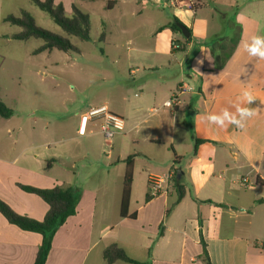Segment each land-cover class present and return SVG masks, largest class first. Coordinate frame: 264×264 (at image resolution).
Listing matches in <instances>:
<instances>
[{
  "label": "crops",
  "instance_id": "1",
  "mask_svg": "<svg viewBox=\"0 0 264 264\" xmlns=\"http://www.w3.org/2000/svg\"><path fill=\"white\" fill-rule=\"evenodd\" d=\"M109 1L118 4L117 0ZM155 1L158 4L161 0ZM167 1L193 16L188 22L182 19L190 30V40L166 28L171 24L168 23L157 32L155 43L133 51L139 52L144 62H159L172 72L151 83L150 73L154 72L144 74L139 67L131 69L125 85H119L117 104L108 98L102 105L125 120V131L118 135L129 143L128 150L133 153L87 155L97 169L83 175L75 171V165L69 167L68 156L47 155L46 143L33 144L29 138H13L10 120L0 122V199L21 215L43 220L48 205L40 197L20 189V184L38 188L71 187L81 194L76 214L54 236L46 264H107L104 250L114 243L141 264H205L200 258L201 239L207 244L212 264H264V243L255 239L253 231L254 223L263 226L264 219H255V211L247 213L246 205L259 206L264 204V198L257 188L249 190L241 184L244 180L248 186L264 187V60L250 56L243 47L252 36H261L264 23L237 8L233 24L225 29L230 32L212 30L209 14L203 11L211 10L213 17V11L221 10L226 18L237 5L236 0ZM255 1L264 5V0ZM27 3L31 1L0 0L1 46L13 45L16 40L9 36L21 30L4 22V18L28 10ZM55 4H63L66 15L71 16L76 0H55ZM5 27L8 28L4 30ZM175 41L182 46L181 50H174ZM217 41L222 48L213 54L210 47ZM231 50L230 57L217 66L216 61H221ZM143 66L151 71L158 68ZM249 87L256 96L251 107L256 108L257 114L247 121L245 128L229 125L221 129L206 121L208 114H218L225 108L234 112L237 96ZM135 90L140 95L135 93L133 96L138 99L132 101L130 92ZM187 93L198 94L200 98L195 105L193 99L189 104L182 99ZM176 94L178 106L164 107ZM151 96L158 98L156 114L150 112ZM183 107L187 109L182 111ZM145 111L149 113L147 116ZM101 124L100 119L91 121L92 135L100 134ZM89 125L87 122L86 128ZM196 139L206 143L199 145L194 154ZM181 144H187L188 149L180 151ZM168 146H172L173 156H167ZM39 148L44 151L37 152ZM130 156H135L131 198L139 188H143L146 196H153L150 176L175 174L180 161L175 164L174 159L190 157L180 180L176 178L178 184L175 175L165 184L166 193L149 201L145 196V202L138 206L130 201L129 216L136 214V219L121 218L119 211L118 219L110 221L108 204L100 203L106 201V193L114 192L115 199L120 194L121 210L124 161ZM48 158L52 162L49 167ZM60 161L63 173L56 176L51 169ZM180 187L185 191L182 199H179ZM174 193L177 196L172 200ZM168 209L170 213L166 215ZM41 242L40 234L19 229L0 213V264H34Z\"/></svg>",
  "mask_w": 264,
  "mask_h": 264
},
{
  "label": "rangeland",
  "instance_id": "2",
  "mask_svg": "<svg viewBox=\"0 0 264 264\" xmlns=\"http://www.w3.org/2000/svg\"><path fill=\"white\" fill-rule=\"evenodd\" d=\"M108 1L76 0V5L91 17V40L85 42L68 36L47 13L32 3L25 4L39 26L69 38L80 48V54L53 50L51 53L34 55V50L43 44V40L36 38L26 42L14 41L13 45H0V96L13 110V116L9 119L11 124L9 126L13 128L12 137L29 138L33 144L46 143L45 151L43 148L36 151H44L47 155L56 153L68 156L69 167L75 165V171L83 175L91 174L97 169L94 168L95 164L90 158L86 157L87 155L133 152L128 150L129 143L118 134L112 141H107L101 132L92 135V120L81 134L82 114L104 105L108 98L110 102L117 104L119 85H125V80L130 78L131 69L136 70L139 67L144 74L154 72L150 73L151 83L164 76L166 78L172 71L162 67L163 64L159 62H144L141 54L133 49L155 43L157 32L163 25L175 23L177 19L186 26L182 19L188 22L193 18L187 11H180L171 6V1L167 0L158 1V4L155 0H117L118 4L114 5L112 11L107 9ZM236 2L238 6L230 9L226 18L222 17L221 10L213 11V17L211 10L203 11L205 12L203 14H209L212 30L219 28L222 32L226 31L225 29L233 24L237 8L245 14L258 17L264 23V5L255 0H236ZM103 24H105L106 38L104 42H99ZM6 28L8 27L4 30ZM261 36H264L263 30ZM144 63L156 65L155 67L158 68L151 71L148 66H143L148 65ZM135 93L140 95L138 90L130 92L132 101L138 99L133 96ZM199 98L198 94L187 93L182 99L187 104L193 99L192 105H195ZM157 102L158 98L151 96L150 105L153 109H159ZM186 109L183 107L181 110ZM148 114L145 111V116ZM1 120L4 122L0 117V122ZM179 149L186 151L188 145L181 144ZM165 152L167 156H173L172 146H168L167 149L165 147ZM189 157H180L178 170L186 169ZM50 163L52 162L48 158L46 165L49 167ZM61 163L58 162L51 169L56 176H61L63 173ZM254 188H257L260 197L264 198V187L249 185V190ZM146 194L143 188H139L134 191L131 203L134 206L143 204ZM173 195L172 200L177 196L176 193ZM119 196L120 194H117L115 199L114 192H108L106 201L100 203L108 204L107 214L110 221L118 219ZM246 205L247 213L252 214L255 211V219H264V204ZM254 224V237L262 244L264 225H259L257 221Z\"/></svg>",
  "mask_w": 264,
  "mask_h": 264
},
{
  "label": "trees",
  "instance_id": "3",
  "mask_svg": "<svg viewBox=\"0 0 264 264\" xmlns=\"http://www.w3.org/2000/svg\"><path fill=\"white\" fill-rule=\"evenodd\" d=\"M31 3L39 8L41 11L47 13L50 18L57 24L68 36L76 37L81 41L91 40L92 22L88 13L82 11L77 5H72V15L67 16L63 4H55V0H30ZM95 1V0H92ZM116 1H109L107 9L111 10ZM4 22L10 25L17 26L20 32L9 36L16 41H28L32 38L43 40V45L34 50L33 54L37 55L43 52H52L58 50L63 53L80 54L81 50L78 46L74 45L67 37L60 36L47 30L37 24L36 19L28 10H21L18 16L8 15L4 18ZM177 24H182L179 20L175 23L169 24L166 28L171 29L175 33L182 34ZM105 24H103V32L99 37V42H104L106 38ZM185 39V37H184ZM189 41L190 38H186ZM221 41V40H220ZM220 41L211 45L213 54L218 49L222 48ZM174 50H181L182 46L178 42H174ZM232 50L228 55H225L221 61H216L217 66H221L231 55ZM13 116V110L10 109L2 100L0 96V117L3 119H10ZM206 143L204 140L196 139L194 143V154L197 153L199 145ZM134 157H128L124 163L126 164L123 191L121 198V218L130 217L136 219V214L129 216V207L132 195V186L134 180ZM175 164H179V158L174 159ZM50 165V164H49ZM178 171V170H176ZM175 171V182L178 184L177 172ZM262 183V182H259ZM23 191L34 194L40 197L47 205L48 212L43 220H36L25 215L17 213L10 205L0 199V213L12 225L27 232L37 233L42 236V242L38 248L34 264H46L52 249L54 236L60 227H62L67 219L76 214L77 205L80 201L81 194L71 187L56 186L53 188H38L33 186L19 185ZM185 191L182 187L179 188V199L184 197ZM152 195L146 196V201L152 199ZM210 202V201H208ZM226 207V206H222ZM170 213V209L166 215ZM203 246V254L201 259L205 264H212L207 249V244L204 239H201ZM104 259L107 264H114L116 262H123L127 264H141L140 262L131 258L124 248L114 243L109 245L104 250Z\"/></svg>",
  "mask_w": 264,
  "mask_h": 264
},
{
  "label": "clouds",
  "instance_id": "4",
  "mask_svg": "<svg viewBox=\"0 0 264 264\" xmlns=\"http://www.w3.org/2000/svg\"><path fill=\"white\" fill-rule=\"evenodd\" d=\"M243 47L250 56L264 60V36H252L250 41L244 43ZM255 100L256 96L251 88H245L233 104L234 112L225 108L218 114H208L205 119L209 124L221 129L227 128L229 125L243 129L246 127L247 121L257 114L256 108L251 107Z\"/></svg>",
  "mask_w": 264,
  "mask_h": 264
},
{
  "label": "built area",
  "instance_id": "5",
  "mask_svg": "<svg viewBox=\"0 0 264 264\" xmlns=\"http://www.w3.org/2000/svg\"><path fill=\"white\" fill-rule=\"evenodd\" d=\"M174 47L176 48L178 46L174 45ZM179 103L180 101L178 100V96L176 94L164 103V107L174 108L177 107ZM158 111L159 109H153L151 112L157 113ZM96 119H100L102 121L101 133L104 135L107 141H112L115 135L125 131V120L122 117L112 113L107 106H100L92 108L82 117L80 133L83 134L85 132L87 122ZM174 175L175 174L173 173H169L163 176H150L149 186L151 191L153 192V196H157L162 192L166 193V189L164 186L165 184H168V182L174 177ZM241 184L245 188L249 187L244 180L241 182Z\"/></svg>",
  "mask_w": 264,
  "mask_h": 264
},
{
  "label": "water",
  "instance_id": "6",
  "mask_svg": "<svg viewBox=\"0 0 264 264\" xmlns=\"http://www.w3.org/2000/svg\"><path fill=\"white\" fill-rule=\"evenodd\" d=\"M185 38H190V30L184 24H177ZM182 172L178 170L177 180H180Z\"/></svg>",
  "mask_w": 264,
  "mask_h": 264
}]
</instances>
